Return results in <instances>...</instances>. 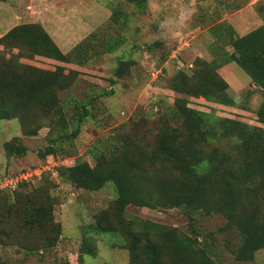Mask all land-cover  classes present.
<instances>
[{
  "label": "trees",
  "instance_id": "trees-1",
  "mask_svg": "<svg viewBox=\"0 0 264 264\" xmlns=\"http://www.w3.org/2000/svg\"><path fill=\"white\" fill-rule=\"evenodd\" d=\"M130 1L146 13L148 0ZM123 16L116 8L109 25L92 31L68 52L40 22L19 23L0 37L5 48L0 52V120L18 118L23 135L31 137L47 127L48 143L38 150L40 157L73 155L67 142L76 139L83 122L92 118L97 96L63 100L61 93L76 84L79 71L64 65L42 68L22 59L43 56L86 65L95 57L118 51L127 42L117 25ZM211 30L215 34L210 45L213 58L198 56L191 72L180 69L170 78L169 87L179 96L145 133H139L140 120L135 119L132 131L123 127L99 137L88 150L92 162L80 160L59 166L58 177L65 182L86 190L111 184L115 191L110 205L82 226L79 260L96 255L98 237L113 233L123 237L121 246L129 252V264H221L212 233L203 234L194 225L183 231L145 218L129 219L126 210L130 205L184 207L190 215L197 211L224 215V229L235 227L238 231L240 241L229 249L240 261L253 260L264 247V24L245 34L226 22ZM230 62H236L250 76V87L262 90L263 100L256 109L262 125L218 117L190 105L191 97L201 96L237 105L228 93L229 82L219 71ZM130 65L120 57L116 77H124ZM105 93H113V89ZM143 122L146 125L147 121ZM3 146L8 157L29 152L19 136ZM28 181L24 179L12 190L0 189V243L40 253L54 248L60 240L63 226L56 217L60 199L50 171L43 173L41 182L31 190L26 188ZM0 264L13 263L3 260Z\"/></svg>",
  "mask_w": 264,
  "mask_h": 264
},
{
  "label": "rangeland",
  "instance_id": "rangeland-1",
  "mask_svg": "<svg viewBox=\"0 0 264 264\" xmlns=\"http://www.w3.org/2000/svg\"><path fill=\"white\" fill-rule=\"evenodd\" d=\"M116 8L124 12L116 24L128 38L118 51L95 57L86 65L43 56L22 59L42 68L64 65L78 70L76 84L61 93L63 100L87 96H97V99L92 105V118L83 122L76 139L67 142L73 148L71 156L59 154L56 158L52 155L43 158L38 155V150L48 143L47 127L42 128L38 136L31 137L23 135L18 118L0 120V180L29 171L31 175L26 179L29 180L26 188L31 190L41 182L42 174L50 171L56 184L55 193L60 199L56 217L63 226L57 245L44 252L27 253L0 243V261L13 264H129V252L121 246L123 237L113 233L98 237L96 255L88 254L79 260L82 226L94 221L95 215L110 205L115 191L111 184L98 190H86L65 182L58 177L59 166L80 160L92 162L89 147L99 137L110 136L123 127L132 131L135 119L140 120L139 133H145L146 128L158 121L179 96L169 87L170 78L180 69L191 72L198 56L208 60L213 58L210 45L215 40L211 30L214 25L226 22L239 34H245L264 24V0H148L146 13H141L130 0H0V37L19 23L40 22L60 48L68 52L92 31L109 25ZM222 31L226 33V30ZM4 49L0 44V52ZM227 49L232 47L227 46ZM120 57L128 60L131 67L124 77L117 78L115 69ZM219 71L229 82L228 93L237 105L221 104L203 96L191 97L190 105L218 117L229 116L262 125L256 114L263 100L262 90L250 87V76L236 62L222 66ZM113 80L117 81L114 83ZM249 88L250 93L247 92ZM111 89L113 93H105ZM14 136L21 137L29 147L26 155L8 157L3 144ZM5 188L12 190L13 187ZM20 189L21 186L16 190ZM126 217L178 226L183 231H189L194 225L203 234H213V246L221 264H264V247L256 252L253 260L240 261L234 257L229 248L237 244L240 237L235 227L224 229L227 219L220 213L206 215L197 211L190 215L184 207L130 205Z\"/></svg>",
  "mask_w": 264,
  "mask_h": 264
},
{
  "label": "built area",
  "instance_id": "built-area-1",
  "mask_svg": "<svg viewBox=\"0 0 264 264\" xmlns=\"http://www.w3.org/2000/svg\"><path fill=\"white\" fill-rule=\"evenodd\" d=\"M40 172V167L37 168ZM31 173L29 171L21 172L16 176L5 177L3 181L0 180V189L5 187H15L19 182L23 181L24 179H28ZM10 185V186H9Z\"/></svg>",
  "mask_w": 264,
  "mask_h": 264
}]
</instances>
